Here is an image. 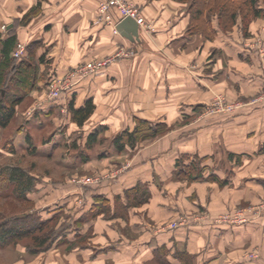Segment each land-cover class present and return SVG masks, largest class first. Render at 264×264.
Segmentation results:
<instances>
[{
  "label": "crops",
  "instance_id": "0c3cea01",
  "mask_svg": "<svg viewBox=\"0 0 264 264\" xmlns=\"http://www.w3.org/2000/svg\"><path fill=\"white\" fill-rule=\"evenodd\" d=\"M102 1L0 0V57L3 40L15 34L25 52L16 58V46L12 57L31 59L38 70L29 93L34 111L48 118L71 103L80 108L92 100L96 108L88 122L95 125L86 133L113 134L109 145L129 154L127 175L92 193L87 214L102 204L119 212L128 203L126 192L139 183L150 192L146 213L153 223L138 214L135 208L142 205L125 213L135 238L125 233L123 222H118L121 229L101 218L90 223L82 213L83 228L69 230L67 240L82 246L74 244L67 261L56 255L52 264H264V210L254 207L264 200V13L195 20L188 2L129 0L153 28L139 27V36L130 40L114 32L124 20L118 12H112L115 26L102 19ZM255 10L264 11L263 2ZM108 58L115 60L102 72L76 82L61 98L49 99L52 77ZM219 96L240 108L209 115L205 108ZM34 111L26 113V121L44 127L41 119L32 120ZM136 118L175 127L119 152L113 140L127 128L132 131ZM26 127L19 136L32 135ZM98 137L81 158L90 163L89 171L112 161L109 148L91 160ZM192 162L202 171L198 182L180 175ZM195 191L200 201L191 200ZM251 205L243 224L200 220ZM181 219L186 220L176 229L168 225ZM91 224L98 232L95 239L86 234Z\"/></svg>",
  "mask_w": 264,
  "mask_h": 264
},
{
  "label": "rangeland",
  "instance_id": "374dc122",
  "mask_svg": "<svg viewBox=\"0 0 264 264\" xmlns=\"http://www.w3.org/2000/svg\"><path fill=\"white\" fill-rule=\"evenodd\" d=\"M261 2L264 4V0H260V3ZM232 4L235 8L239 3L233 2ZM240 6L243 8L241 13L238 14L239 18H253L250 10L246 6L244 7L243 4ZM13 92L23 94L16 88H13ZM216 99L223 100V102H225V107L232 103L223 96H219ZM24 100L25 101L17 107L16 116L12 123L7 128L0 127V166H19L28 170L36 179L35 189L29 193L30 201H22L12 193V188L8 187L5 182H0V222L3 218L23 216L33 213V216H37V218L40 217L39 219L42 221L49 220L52 217L57 218L51 221L44 231L39 234L41 236L53 237V243L50 248L38 251L36 250L37 248L35 247L34 240L31 237H26L15 243L9 244L7 247L0 248V264H52V261L56 260V255H60L67 261L66 255L69 250L73 248L74 244H79L76 242L73 245H69L67 240L72 234L69 230L74 229L75 227L80 228L79 230L83 228L84 221L80 217H82V213L87 214L92 193L101 187L112 183L113 179L118 178L117 180H119L127 175L128 171L126 172L127 169H125V167H127L126 165L129 161V154L121 155L122 153H117L112 145H109L112 144L109 139L114 137L113 134H109L107 138L99 136L100 139L98 135H96V137H98V142L96 143V146H93V150L89 152L92 155V159H90L96 160L95 157L100 151L109 148L108 158L112 161L108 163L106 167L102 166L100 168V166L97 165L99 170L97 168H92L96 171H89V168H91L89 167L90 163L89 165L86 164L87 162H83L81 158L83 159L87 157L86 152H88L87 148L89 146L92 132L89 134L87 133L90 132L92 126L95 125L94 122L87 121L83 127H79L72 120V114L69 108L64 111H58L56 115L52 113L48 118H45L43 117L44 115L37 114L38 111H34L35 102L31 95L27 94ZM211 105H207L205 108L209 115L229 113L225 110L213 112ZM32 110L34 111L31 116L32 120L34 118V122H37L41 119L43 125H45L44 127L38 128L37 125L31 123V120L26 121V113H31ZM35 115H37L39 119L36 118ZM130 121L131 120L128 122ZM134 122L137 125L136 119ZM153 122H156V120ZM126 123L127 122L123 125L125 126ZM25 125H27L26 128L29 127L28 131H32V135L28 133L31 137V143L26 140V133L21 134L20 136L18 135L22 126L25 127ZM76 127H78V130H76ZM127 127H129V125ZM174 127L175 126H172L170 130L174 129ZM57 130L64 135V139L62 140L61 145L53 150L52 153L47 154L40 149L41 152L37 151L35 154H32L29 151L31 146L37 147V149H42L44 141L51 137L53 132H57ZM14 137H17L15 143L13 141ZM140 143L137 145L141 146ZM144 143L147 144V142ZM11 147L14 148L13 151L9 150ZM83 147L84 149H82ZM118 161H123L124 165H121L122 162ZM189 186L190 184H188V187ZM209 192L206 198L209 197ZM192 196L193 198H191V200L197 197L200 201V193H193ZM146 206L147 204L145 203V205L143 204L140 208L135 209L138 211V214L146 218V221L153 223V221L147 216ZM250 207H252V205L245 208H236L235 210L225 211L217 217H213L208 213L204 215V219L201 217L200 220L203 222L211 220L220 222L221 218H223L222 216L232 214L238 210H250ZM254 207L256 208L257 206L254 205ZM122 214L124 213L120 211L119 215L115 214L113 216L112 212H108L98 214L93 218L92 213H90L87 214V218L90 223H94L101 218L104 222L110 221L114 225L118 224L117 227L120 229L122 225L118 222H123V225L126 226L125 233L127 235L129 233L130 237L135 238L132 231H129L128 229V214L121 216ZM118 216H121L120 221H118ZM183 220L186 219L176 220L170 222L168 225L170 226L171 224L177 223L180 226ZM86 234L87 237L90 236L91 239H95L98 236L94 224H91ZM81 236L82 234L78 235L76 238L79 239ZM87 237L84 236L85 239H87ZM88 239L87 241H90ZM79 246H82V243H80ZM256 254L257 252H253L250 254V257L254 258Z\"/></svg>",
  "mask_w": 264,
  "mask_h": 264
},
{
  "label": "trees",
  "instance_id": "16d2710c",
  "mask_svg": "<svg viewBox=\"0 0 264 264\" xmlns=\"http://www.w3.org/2000/svg\"><path fill=\"white\" fill-rule=\"evenodd\" d=\"M178 1L190 3V13L195 20L205 18L207 14H215L218 18H237L243 8H241V4L250 10L253 18H259L263 15L262 10H255V5L259 0ZM233 2L239 4L234 8V5L232 4ZM17 43L18 37L15 34H11L8 38L3 40L2 43V53L0 57V127L2 128H7L14 120L17 107L24 101L25 96L34 89V78L36 79L38 73L36 65L31 59L17 61L16 58L12 57V53L16 49ZM13 88L20 90L23 94L13 92ZM4 90L5 94H3ZM95 108L96 106L92 100H88L85 105L80 108H76L74 103H71L69 106L72 120L79 127L85 125L93 115ZM136 123L137 125L132 131L130 129H125L116 136L114 144L118 151H123L126 146L135 147L142 141L154 139L170 130L169 126L162 122L152 123L146 119L136 118ZM30 138V136H27L26 140L31 143ZM63 139L64 135L57 131L44 141L42 149H37V147L31 146L29 151L32 154H35L37 151L39 152L41 150L50 154L61 145ZM95 141L96 135L90 136L89 145ZM13 149L14 148L11 147L9 150L13 151ZM201 172L202 171H199L197 164L192 162L188 167L185 166L182 168L180 175H183L190 180H197L202 179ZM0 182H5L8 187L12 188V193L22 201H30L29 193L35 189L36 179L28 170L19 166L9 165L0 166ZM126 197L128 203L125 207H121L120 209L124 214L128 210V207H139L147 203L150 197V192L144 184L139 183L135 188L126 192ZM108 212H110V210L105 208L104 204H102L101 207L96 205L92 217L94 218L98 214ZM119 212L114 213L113 216L115 214L119 215ZM33 214L3 218L0 222V248L7 247L9 244L15 243L26 237H31L34 240L35 247L37 248L36 250L38 251L50 248L53 243V237L41 236L39 234L42 233L48 224L57 217L42 221L39 219V216V218H37V216H33Z\"/></svg>",
  "mask_w": 264,
  "mask_h": 264
},
{
  "label": "built area",
  "instance_id": "2783aa9c",
  "mask_svg": "<svg viewBox=\"0 0 264 264\" xmlns=\"http://www.w3.org/2000/svg\"><path fill=\"white\" fill-rule=\"evenodd\" d=\"M100 13L102 14V19L104 21H108L110 24H114L113 21V14L112 12L115 10L118 12L121 18L125 19L127 17L134 18L139 27H146L148 30H153L152 26L147 23V21L140 15L139 10L136 8L135 5L132 4L129 0H103L99 7ZM115 26V24H114ZM114 32L116 34H119L118 29L115 26ZM25 52V47L23 44H18L17 50L14 54L16 58H19L23 56ZM114 58H108L105 60H97L93 62H88L84 65H81L77 68H75L73 71L69 72L65 76H55L52 77L48 81V95L49 99L51 100H57L62 97V95L70 90L76 82L99 74L102 72V70L108 66L109 64L114 62ZM218 98V97H217ZM225 102L220 99H214L211 105V108L213 112L215 111H221L225 110L229 113H232L236 111L238 108H240V104L237 103H231L228 104V106L225 107ZM264 210V200L261 201L258 208H255V210ZM253 211V209H243L238 210L236 212H233L232 214L222 216L220 222L226 223V224H243L246 223L249 220V213ZM179 225L177 223L171 224L170 228L176 229Z\"/></svg>",
  "mask_w": 264,
  "mask_h": 264
},
{
  "label": "water",
  "instance_id": "95a60500",
  "mask_svg": "<svg viewBox=\"0 0 264 264\" xmlns=\"http://www.w3.org/2000/svg\"><path fill=\"white\" fill-rule=\"evenodd\" d=\"M117 29L122 35L130 40H134L139 36V25L132 17L125 18L118 26Z\"/></svg>",
  "mask_w": 264,
  "mask_h": 264
}]
</instances>
